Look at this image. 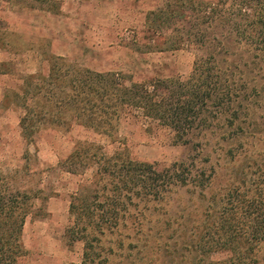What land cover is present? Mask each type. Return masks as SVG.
Segmentation results:
<instances>
[{
	"label": "rangeland",
	"instance_id": "1",
	"mask_svg": "<svg viewBox=\"0 0 264 264\" xmlns=\"http://www.w3.org/2000/svg\"><path fill=\"white\" fill-rule=\"evenodd\" d=\"M51 1L56 5L49 0H0V61L12 63L10 73H0V100L6 88L20 83L21 74L36 70L47 47L93 70L121 72L134 81H187L195 61L213 54L236 86L239 103L222 116L211 109L214 114L187 142L177 141L170 126L122 118L118 135L123 140L114 143L80 125L41 131L28 143L20 136L18 110L0 109V172L12 188L46 196L47 214L23 226L24 254L17 264H79L86 241L93 245L95 264H204L223 259L225 254L217 251L205 261L208 233L201 229L208 218V193L205 197L193 184L171 183L158 199L125 194L114 201L117 226L107 223L98 232L85 223L84 230L82 222L74 225L69 203L90 173H70L61 161L75 142L94 141L107 153L126 148L133 159L157 169L185 161L207 178L212 166L223 177L225 155L242 158L248 145L264 144V52L234 37L218 42L214 37L224 28H206L202 18L197 32L182 35L179 30L188 27L192 14H176V0ZM216 186H224L223 178ZM89 194L93 205L104 200L93 191Z\"/></svg>",
	"mask_w": 264,
	"mask_h": 264
},
{
	"label": "trees",
	"instance_id": "2",
	"mask_svg": "<svg viewBox=\"0 0 264 264\" xmlns=\"http://www.w3.org/2000/svg\"><path fill=\"white\" fill-rule=\"evenodd\" d=\"M227 1L176 0V14L185 10L192 14L188 27L179 32H197L202 18L209 26L206 28H224L220 37H214L218 42L234 37L254 43L263 53L264 0H230L226 5ZM40 56L36 70L21 74L20 83L6 88L0 100V109L18 110L20 136L28 143L41 131L74 125L106 135L114 143L123 140L118 135L122 118L170 126L177 141L187 142L189 134L205 126L214 114L211 109L216 108L215 113L222 116L239 103L236 86L224 75L213 54L198 58L184 82L174 78L134 81L121 72L93 70L47 47ZM10 66V61H0V73H10ZM161 88L163 93L159 94ZM246 148L242 158L225 155L223 177L212 166L207 178L185 161L157 169L151 162L133 159L126 148L107 153L102 144L79 140L61 161L70 173H90L78 192L71 195L69 211L74 225L82 222L86 230L87 223L102 232L104 224L118 225L114 201L125 194L158 199L171 183L193 184L205 197L206 193L210 195L208 218L201 229L208 233L205 261L212 252L225 254L219 261L208 259L204 264H264V144ZM219 177L224 186L214 187ZM7 179L0 172V264H17L24 254L23 226L26 220L47 214L46 196L12 188ZM90 191L104 200L93 205ZM92 249L91 242L86 241L79 264H95Z\"/></svg>",
	"mask_w": 264,
	"mask_h": 264
}]
</instances>
